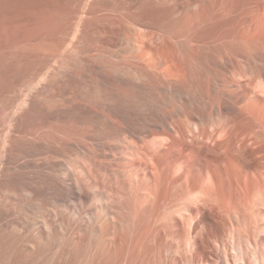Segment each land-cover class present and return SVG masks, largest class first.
I'll return each mask as SVG.
<instances>
[{
  "label": "bare ground",
  "instance_id": "6f19581e",
  "mask_svg": "<svg viewBox=\"0 0 264 264\" xmlns=\"http://www.w3.org/2000/svg\"><path fill=\"white\" fill-rule=\"evenodd\" d=\"M0 129V264H264V0H0Z\"/></svg>",
  "mask_w": 264,
  "mask_h": 264
},
{
  "label": "rangeland",
  "instance_id": "374dc122",
  "mask_svg": "<svg viewBox=\"0 0 264 264\" xmlns=\"http://www.w3.org/2000/svg\"><path fill=\"white\" fill-rule=\"evenodd\" d=\"M53 66H56L55 64H53ZM29 94V93H28ZM1 130V129H0Z\"/></svg>",
  "mask_w": 264,
  "mask_h": 264
}]
</instances>
